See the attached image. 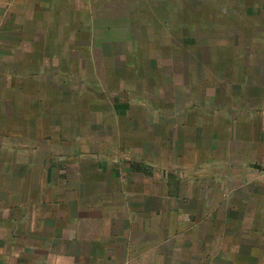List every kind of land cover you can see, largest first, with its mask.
I'll return each mask as SVG.
<instances>
[{"label": "crops", "instance_id": "obj_1", "mask_svg": "<svg viewBox=\"0 0 264 264\" xmlns=\"http://www.w3.org/2000/svg\"><path fill=\"white\" fill-rule=\"evenodd\" d=\"M0 264H264V0H0Z\"/></svg>", "mask_w": 264, "mask_h": 264}, {"label": "rangeland", "instance_id": "obj_2", "mask_svg": "<svg viewBox=\"0 0 264 264\" xmlns=\"http://www.w3.org/2000/svg\"><path fill=\"white\" fill-rule=\"evenodd\" d=\"M178 7V6H177ZM223 8V6L215 7L213 5H209L206 10L203 13H198L196 15L193 12V17L198 16L199 18H203L202 21L200 20H195L193 19L192 21H188V29L189 32L191 33V37L186 36H180L175 38V44L176 45H188L192 49V54H191V59L193 62H199V61H207L208 62V76L209 78L218 76L219 73L222 72V75L226 73L228 68H225L229 66V64L233 60H247V49L248 47L246 45L248 43V37L246 36H240L239 38H235L233 36H230L231 33L230 31L228 32V35H219L220 33H225L229 28H232V25H235L234 21L227 20L226 17H231L230 13H227V16L221 20L217 19L218 21L212 20L209 17L210 8ZM221 15V14H220ZM221 18V17H219ZM186 22V23H187ZM112 23V51L113 55L114 52L117 53V56L119 55V58L121 56H124L125 52V43L127 41V36L130 35L129 30V22H120V21H113ZM137 23L139 22H134L135 28H137ZM125 24V26H124ZM180 24V22H177V25ZM239 24V23H238ZM237 24V25H238ZM208 26H213V27H207ZM139 28V27H138ZM179 28V27H177ZM190 28L193 30V32L190 31ZM209 28H212V31H209ZM148 30H151L149 28ZM140 42L141 45H146L147 40H151L149 42H152L155 40V38H151L148 36H141L137 38ZM235 39L239 42H235ZM161 44L165 43L167 44L168 38H160ZM233 41V42H232ZM236 45L234 49H232V44ZM239 43V46L237 45ZM139 44V43H138ZM121 46V47H120ZM202 46H207L210 50L207 52H203L204 48ZM215 49H211L212 47ZM121 48V50H119ZM238 49L239 52L235 53V50ZM195 50L200 51V53H195ZM120 53V54H118ZM152 54V53H151ZM171 55V54H170ZM116 54L113 56V59L117 58ZM167 56V53H162L159 57L160 61L163 62V60H166L165 57ZM220 65L224 68H218ZM192 77L196 78V75L193 74Z\"/></svg>", "mask_w": 264, "mask_h": 264}]
</instances>
